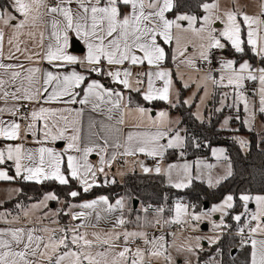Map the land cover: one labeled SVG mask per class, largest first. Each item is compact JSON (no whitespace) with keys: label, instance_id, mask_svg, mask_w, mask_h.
Returning <instances> with one entry per match:
<instances>
[{"label":"snow or ice","instance_id":"obj_1","mask_svg":"<svg viewBox=\"0 0 264 264\" xmlns=\"http://www.w3.org/2000/svg\"><path fill=\"white\" fill-rule=\"evenodd\" d=\"M177 7V0H11V8L18 16L7 8L0 10V24L12 29L5 54V33L0 27V100L6 105L9 99L36 104H79L90 106L91 111L105 115L109 121L115 118V125L102 124L100 131L95 133L96 139L87 142L82 139L78 127L79 109H33L30 114L19 117L29 121L23 135L17 120L0 119V140L19 141L29 134L35 138L37 131H42V137L35 139V143L40 145L35 150L14 143L0 147V166L11 161L15 170V176L0 170V181L22 178L38 185L54 182L61 186H69L75 181L79 190L69 187L66 193L67 197L75 200L81 192L88 193L94 187L102 186L98 179L100 175L105 177L103 184H115L114 178L108 179L106 169H110L120 156L137 154L156 161L154 168L146 166L142 160L136 162L145 174L154 172L166 176L168 185L178 190L189 188L193 180L201 179L205 170L209 187H215L222 179L230 177L231 163L227 165L226 174L213 182L211 170L217 165L204 160H196L194 164L187 162L185 138L179 130L168 127V113L160 111L154 119L149 109L139 103L134 105L131 93L139 94L143 101L149 103L162 101L173 108L181 103L191 107V98L180 100L173 81L174 74L165 67L168 59L166 46L173 47L172 60L176 62L178 78L184 81L183 87L189 88L194 84L197 91L203 89L204 97L209 95V84L214 88L231 89V93L223 92L222 107L217 111L223 110L231 95L233 104L230 107L243 105L248 113L244 123L251 130L256 110L250 103L246 87L249 83L252 85L251 95L259 98L258 111L264 113V0H260L255 14L244 12L237 0H233L232 7L225 9H221L220 0H201L202 15L179 12L175 10ZM24 36L29 40L22 39ZM73 37L85 45V56L70 54L69 43ZM229 45L238 54L246 55L250 51L253 57L259 58V62L252 63L251 58L223 59L217 78L210 67L212 53ZM20 56L37 64L46 61L56 71L49 70L38 76L40 68L28 67L24 74L15 70L23 69V64L3 62L5 59L19 60ZM198 62L208 65V70L198 80L191 77L185 80L180 67L183 65L200 72L202 68ZM76 65L85 68L87 75L77 71ZM69 66H72L70 71L60 73V69ZM142 66H146V70L133 71ZM92 74L110 78L111 83L119 88L108 87L99 79H90ZM13 86L15 91H9ZM18 111L15 105L0 108V117L5 112L15 116ZM131 115L138 120L136 127L147 122L157 131L129 133L121 141L118 126L124 125ZM195 115L197 120L202 119L199 112ZM39 122H42L41 129L37 128ZM227 124L225 119L224 125ZM89 127H95V123ZM101 132L105 134L101 135ZM61 140L66 142L62 151L47 146ZM239 144L245 148L247 142L240 139ZM195 147L199 148L200 144L196 142ZM170 149L179 150L178 156L183 162L169 163L162 168L161 163ZM93 153L99 156L97 164L89 160ZM211 155L218 162L228 160L223 148H212ZM50 201L63 207L49 209ZM238 201L243 211L232 217L238 225L242 216L249 215V203L254 201L256 205L255 212L249 215L247 224L239 227L238 232L242 237L241 246H251L250 264H264V239L256 238L257 234L264 236V195L240 194ZM236 202L237 197L228 194L210 212L198 213L194 206L177 200L174 209H169L173 213L171 216L165 217V208L158 207L153 210L154 222H146L160 229L176 225L182 234L184 231L196 232L198 223L209 219L214 232H219L228 227L223 217L237 206ZM15 207L19 210L15 215L7 210L0 212V223L19 225L0 228V264H150L152 258H162L164 264H175L170 249L188 253L198 261V250H203L201 239H207L210 245L219 240V235L189 236L177 243L180 239L177 232H162L150 237L145 231H129L124 227L127 221L123 198L112 203L107 196H100L90 202L76 204L61 200L55 192H46L30 206L17 203ZM143 211L147 214L149 208L144 207ZM214 213L221 214L219 223L210 220ZM64 217H68L70 222L62 224ZM92 218L96 223H91ZM22 220L27 223L22 224ZM101 220L114 223L110 229L89 234L87 229L98 228ZM245 228L248 229L246 238ZM166 235L171 236V241ZM137 241H141L143 247ZM185 264H191V260L186 258ZM209 264L216 262L211 260Z\"/></svg>","mask_w":264,"mask_h":264},{"label":"trees","instance_id":"obj_2","mask_svg":"<svg viewBox=\"0 0 264 264\" xmlns=\"http://www.w3.org/2000/svg\"><path fill=\"white\" fill-rule=\"evenodd\" d=\"M213 0H208L212 2ZM178 7L176 11L189 13L193 15H201L202 10L199 5L201 0H177ZM8 6L7 0H0V7L6 8ZM172 14L169 13V16ZM168 59L170 58V49L166 47ZM226 52L239 60L250 59V62L256 63V57L249 51L247 54L235 53L229 46ZM167 59V60H168ZM259 62V61H258ZM105 82V81H104ZM108 87L116 88L113 84L105 82ZM185 89H181V101L184 96ZM134 105L139 103L143 107L152 109L164 108L171 114H177L180 118L178 127L183 130L186 141L185 149L186 158L194 159L200 157H209L210 150L213 146L223 145L226 150L228 162L232 166V175L224 179L215 188H208L202 182L193 180L192 185L183 190H178L166 184L162 175L156 174H140L128 173L124 177L122 183L116 181L115 184H103L100 187H94L88 193L81 192V195L75 200L67 197L66 193L69 187L73 190H79V186L75 181H72L69 186H61L54 182H46L42 185L35 183H22L21 192L15 201L6 202L3 208L14 210L15 203L22 201L24 204L37 201L42 198L46 192H55L59 195L61 200H69L71 202H80L82 200L95 199L100 196H107L110 201L122 197L125 200L126 208L124 211L125 217L128 219L130 225H139L144 221H148L151 213L158 207H164V216H171L173 213L169 209H174L177 200L192 202L196 205V211H203L204 205L207 203L208 207L215 202H219L227 194H233L237 197V206L230 210L227 217L228 227L220 236L216 244L208 247L202 251L198 257L199 260L195 264H209L214 260L216 264H249L250 263V247L237 246L240 238L230 234L236 231L237 226L232 221L231 215L233 212L241 208V202L238 201L240 194L264 195V114H258L261 123V130L257 133L254 131H246L242 123L241 110L238 111V120L230 119V124L236 126L239 133H248L247 148L243 151L237 142L232 139H226L225 132L219 128V123L223 116L232 112V108H223L222 111L214 112L209 120L198 121L192 113V108L184 104H177L175 108L160 101H153L151 103L143 101L137 93H131ZM218 96H214L213 103H216ZM198 142L200 147H195ZM179 150H168L164 157L165 162H173L179 159ZM136 200L142 207L151 205L153 210L144 213L133 208V201ZM208 209V208H207ZM145 219H141V217ZM139 217V219H137ZM67 220L64 217L62 221Z\"/></svg>","mask_w":264,"mask_h":264},{"label":"crops","instance_id":"obj_3","mask_svg":"<svg viewBox=\"0 0 264 264\" xmlns=\"http://www.w3.org/2000/svg\"><path fill=\"white\" fill-rule=\"evenodd\" d=\"M7 2H8V6L6 8L9 11H12L14 15H17L18 16V13H15L14 10L11 8V0H7ZM3 9L4 8H1L0 7V10H3ZM0 27H3V25L0 24ZM3 30H4V33H5L4 51H5V54H7V51H8V48H9V45L7 44V40L9 38V35L12 32V29L11 28H7V27H3ZM22 39L29 40V38L27 36L22 37ZM45 42H47V41H45ZM31 46H32L31 45V41H29V47H31ZM166 47H168L170 49V58L168 60L166 59V61H165V67H167L169 70H171L172 72H174L175 67L173 66L174 64H173V60H172L171 47H169V46H166ZM69 52H70V54L76 55L77 57H83V56L86 55L87 49H86V47H85V45L83 44L82 41H80V40L76 39L75 37H73L70 40V43H69ZM225 52H226V49H225ZM17 55H20V54L17 53ZM258 61H259V58L256 57V63H258ZM3 62L6 63V64L7 63H11V64H23L24 65V68L23 69H19L18 68V69H15V70L16 71H21L24 74H26L25 70L28 67H38V68H40L41 69V72L37 74L38 76H41L42 73H44L46 71H49V70L56 71L55 69H52L51 66L49 64H47L46 61H41L40 63L37 64V63H33V62H30V61L26 60L24 58V56H20V59L19 60H15V59H13V60H7V59H5ZM71 67L72 66H69V68L60 69L59 71H60L61 74H63V73H66V72L70 71L71 70ZM75 68H76L77 71H79V72L87 75V72H86L85 68L81 67L80 65H76ZM143 70H146V66L136 67V68L133 69V71H135V72H139V71H143ZM207 70L208 69H206L205 71H207ZM90 79H99L103 83L108 82L109 84H112L111 81H110V78H107V77H96L95 74H92L90 76ZM174 81L179 86V96H180V99H181V89L183 88V89L186 90V88L182 87L180 85V83L177 82L176 80H174ZM17 84H19V81H17ZM114 86L116 88H119V86H117V85H114ZM9 91H15V86L11 87L9 89ZM46 95H47V93H45V96ZM184 95H185V93H184ZM214 96H217V94H215ZM214 96H213V100H214ZM183 97H182V101H183ZM160 102H162V101H160ZM19 103H27L28 104V106H29V114H30V112L33 109H38L39 107L51 108V109H56V110H62L65 107H70V108H73V109H79V110H81V115L77 119H78V127H80V129H81L82 139L85 142H87L89 139H92V140H95L96 139L95 133H97V132L100 131V126L102 124L103 125H115V118L113 120L109 121V120H107V118H106L105 115H102V114H100L98 112L91 111L90 106H81L79 104H76V105H66L64 103H43V102L40 103V104H36V103H29L27 101H14L12 99H9L7 101V105L5 104V102L3 100H0V108L12 107L14 105L16 107H18V104ZM145 108L146 109H149L150 111L155 110L156 112H155V114H153L154 116L157 115V112L159 110H165L168 113L169 116L177 115V114H171L167 109H164V108H157V109H152V108H149V107H145ZM73 115H75V114L73 113ZM0 119H4L5 121L16 120V119L12 118V116L9 115L7 112H5L3 114V116L0 117ZM179 120H180V118L178 119L177 129L176 130H179L180 133H181V135L184 137L183 130L178 127ZM28 123H29V121L27 120V125H28ZM92 123H95V127L90 128L89 126ZM137 123H138V120L135 117V115H131V116H128L126 118V123L124 125H119L118 126L120 128V130H121L120 131V139H121V141L125 140L126 137H127V135L129 133H133V134H144V133H154V132L157 131V129L155 127H152L147 122H145L144 124H142L140 127H136L135 126ZM27 125H26V127H23L21 125V127H22V135H23V129L27 128ZM168 127L172 128L171 124H169ZM37 128L38 129H41L42 128V122H39L37 124ZM258 130H261V123H260V129H258ZM252 131L257 132L256 130H252ZM100 134L101 135H104L105 133L101 132ZM41 137H42V131H37V136L35 138L31 134H29L26 138H23V139H21L19 141L10 142V141L0 140V147H3L4 145H6L8 143H14V144H23V146H24L25 149L35 150L36 148L40 147L39 144L35 143V139L41 138ZM162 142H166V141H162ZM47 146L54 147L57 151H62L64 149V147L66 146V142L65 141H62V140L61 141H56L55 144H48ZM246 148H247V144H246L245 150H246ZM110 151H112V150L110 149ZM89 160L93 164H97L98 161H99V156H97L95 153H93L89 157ZM117 160L124 161V165L118 164L116 161H114L113 164H112V167L110 169H106V171L108 172V179L109 180H111V179L114 178L119 183H122V181L124 180V177L128 173L136 172V173H140V174H145L140 169V167L138 166V164L136 163L137 161H141L142 160L145 163V165L148 166V167H150V168H153L154 165L156 164V161H154L150 157L144 156L143 154H137L136 156H132L131 159H129V157L120 156V157L117 158ZM125 161H127V163ZM164 163H167V162H165L163 160V162L161 164H164ZM117 168L120 169V172L122 173V175H121L122 177H121V180L120 181L117 180V178L115 176V169H117ZM137 169H138V171H137ZM0 170H6V171H8V174L10 176H15L14 165L12 164L11 161H9L5 166H0ZM139 171H141V172H139ZM148 174H155V173L152 172V173H148ZM98 179H99L100 182H103L104 179H105V177L103 175H100L98 177ZM22 183H34V182H26L22 178H16L15 180H12V181H0V190L1 191H7V193H9L8 196H4L1 199V201H0V202H3L2 203V206H0V212H4L5 210H7V211L13 213V215H15L19 211L18 209H15V211H14V210H10V209L3 208V205L6 202L15 201V200L18 199L19 194L21 192V185H22ZM14 190H19V191L17 192V191H14ZM98 198H95V199H98ZM119 198H122V197H119ZM91 200H93V199L82 200V201H80L78 203H76V202H72V203L79 204V203H83V202H90ZM115 200L114 201H110V202L115 203ZM37 201L28 202L24 206H30L32 203H35ZM17 203H20L22 205L24 204L22 201L16 202L15 204H17ZM52 206H53L52 204L49 205L50 209H54L55 208V207L52 208ZM62 207H63V205L62 204H59L58 206H56L55 209H59V208H62ZM144 207L140 206L139 204L137 205V208L141 211L142 215L145 213L143 211V208ZM74 210H79V209H74ZM152 215H154V213H151V216ZM124 217H125V215H124ZM30 218H32V217H30ZM9 219H11V216L9 217ZM125 219L127 221V223L125 224L127 226V228H142V227H149V226H151V224L148 225V226H144L143 223L142 224H139V225H130V224H128L129 223L128 219L126 217H125ZM69 222L70 221H69V218L68 217H67V220H65V221H62L61 220V223L62 224H67ZM23 223H27V221L26 220H22V224ZM91 223H96V221H95L94 218L91 219ZM113 223H114V221L101 220L100 223H99L98 228H96V229H100V230L110 229ZM16 226H19V225H8V224L0 223V228L16 227ZM88 229H93V228L89 227ZM238 229L239 228H237L235 232H238ZM127 230H129V231H136V230H130V229H127ZM177 234H181V233H177ZM182 234H184V233H182ZM256 238L257 239H264V236L257 234ZM136 243H139V245L143 247L141 241H137ZM239 245H241L240 242H239ZM249 247H250V254H251V246L249 245Z\"/></svg>","mask_w":264,"mask_h":264},{"label":"rangeland","instance_id":"obj_4","mask_svg":"<svg viewBox=\"0 0 264 264\" xmlns=\"http://www.w3.org/2000/svg\"><path fill=\"white\" fill-rule=\"evenodd\" d=\"M212 2H215V0H213ZM237 2L239 4V6L242 8V10L244 12H247L248 14H255L259 10L260 0H237ZM220 5H221V9L230 8L233 5V0H220ZM229 47H230V45H229ZM225 49H223V50H214L213 53H212L213 61H212V65L210 67L213 70L212 74L215 75L217 78L219 77L218 69H219L220 62H222L223 59H229V58L230 59H234V57L230 56L229 54H227L225 52ZM173 51H174V48L171 47V54L173 53ZM189 51H192V49H189ZM198 63L201 64L200 62H198ZM173 64H174L173 66L175 67V70L173 72L174 73L173 81L176 80L183 87V82L184 81H182V80H180L178 78L176 62L173 61ZM203 65L208 69V67H209L208 65H206V64H203ZM180 72H183L184 73L185 80H187L189 77H191L192 79L198 80L199 77L200 76H203L206 71L205 70H201L200 72H195V71H193V70H191V69H189V68H187V67H185V66L182 65L180 67ZM174 85H175L176 90L179 91V86L175 83V81H174ZM246 87L249 89L248 95L250 97V103H251V105L256 110V117H255V120L252 122L251 130H249V126L244 123V121L246 119H248V113H246L244 111L242 104H239L236 107H231L232 108V112L226 113L223 116V118L221 119L220 123H219V128L225 132L226 139H229V138L234 139L239 146H240V144H239V140L240 139H243V140H245L248 143V133L247 132L246 133L236 132L237 131V128H236V126L230 124V119L233 118L235 120H238L239 116H238L237 113H238V111L240 109L241 110L242 123H243L246 131L256 130L257 133H258L260 131V130H258V129H260V120L258 118V114H264V113H260L258 111V104H259V98H258V96L253 97L251 95V87H252L251 83H249L248 85H246ZM185 91L186 92H185V95L183 97V100H188V99L191 98V101H192V104L191 105H193V108H192L193 116L196 118V115L195 114L197 112H199L200 116L202 117V119L201 120H198V121L209 120V118L212 116V114L214 112H218L217 109H219V108L222 107L220 101L222 99L223 92L228 91V92L231 93V89L214 88L210 84H209V87H208L209 95L207 97H204L203 89H201L200 91H197L196 85H194V84L191 87L186 88ZM215 94H217L218 97H217L216 103H213V96ZM201 98H203V103H201ZM232 104H233V98L230 95L229 99L225 102V105L223 106V108H226V107L227 108H230V105H232ZM186 106H188V105H186ZM160 111H165V110H159L157 112V115H155V116L153 115L156 112L155 110H152L150 112L153 115V118L155 119L158 116V114H159ZM168 118H169L170 124L172 126V129L173 130H176L177 129V122H178L179 117L177 115H174V116H169L168 115ZM225 119L228 120V124L226 126L224 125ZM212 148H223V149H225V147L223 145H216V146H213ZM240 148H241V146H240ZM241 149L243 151H245V148H241ZM225 155H226V150H225ZM185 159L187 160V162L193 163V164H194V162L196 160H204L206 163H210V164L217 165V167H215V168H213L211 170V175L213 177V182H215V179L217 177H222V176H224L226 174L227 165L229 163L228 160H223V159L218 162L211 155V150H210L209 157H200V158H194V159H188V158L185 157ZM177 162H181L182 163L183 160H181L179 158L176 161L167 162V163L161 164V167L163 168V167H166V165L169 164V163H177ZM137 171H138V169H137ZM139 172H141V171H139ZM115 176H116L117 180H119V181L121 180V177L122 176H121L120 169H118V168L115 169ZM164 179H166L165 182H166V184H168L167 177L166 176H164ZM223 180L224 179H222L221 182ZM195 181L202 182L204 185H206L210 189L215 188L217 186V185L215 187H209L208 186V173H207V170H205V174L201 177V179L195 180ZM8 195H9V193H7V191H1L0 190V201H1V199L4 196H8ZM222 200H220L219 202L212 203L208 207V209H206V210H203V211H201V210L196 211L195 210V211L198 212V213L199 212H210L211 211V208L214 205L221 203ZM25 204H27V203H25ZM25 204H23V205H25ZM51 204L53 205L52 208H54V207L56 208V206L59 205V203H57L55 201H50L49 202V205H51ZM49 209H50V207H49ZM255 210H256V205H255L254 201L253 202H250L249 205H248V213H249V215L252 212H255ZM242 211H243V208L241 206V208L238 211L233 212L231 216L233 217L236 214L241 213ZM249 215L242 216L241 223L239 225L237 224V222L232 217H231V219L236 224L237 228H239V227L244 226L247 223V221L249 219ZM143 216L141 217L142 220L145 219V217H143ZM227 217L228 216L223 217L225 224H227ZM220 219H221V214L220 213H214V214H212V216L210 218L211 221H215L216 223H219L220 222ZM148 221L154 222V215L150 216V218L148 219ZM142 223L144 224V226L150 225L146 221H144ZM253 223H255V222H253ZM202 224H207L208 229H207L206 232H203L201 230V225ZM199 226L200 227H197L198 228L197 233L177 234L180 237V239L177 241V243H181L183 241L184 237H189V236L190 237H196V236H200V237H213V236L219 235V239H220V236L227 229V228H224V229L220 230L219 232H214V230H213V224L209 221V219H205V220L199 222ZM149 227H152V226H149ZM87 231L89 232V234H91L92 231H102V230H100V229H87ZM212 245L213 244H211V245L209 244V241L207 239H201V246H202V249H203L202 251H204L205 249H207L208 247H210ZM237 246H239V243L236 244V247ZM170 251H171L172 256L175 259V264H185V259L186 258H188V259L191 260V264H195V261H196L197 257L190 256V254H188V253H178V252L175 251V249H170ZM202 251L198 250V255ZM150 264H164V262H163L162 258H160V259L152 258Z\"/></svg>","mask_w":264,"mask_h":264},{"label":"built area","instance_id":"obj_5","mask_svg":"<svg viewBox=\"0 0 264 264\" xmlns=\"http://www.w3.org/2000/svg\"><path fill=\"white\" fill-rule=\"evenodd\" d=\"M198 66H200L201 68H202V70H206L207 68L204 66V65H202V64H199L198 63ZM18 109H19V111L16 113V115L15 116H12V118H14V119H16L23 127H26V125H27V120H21V119H19V117L21 116V115H28L29 114V106H28V104L27 103H19L18 104V107H17ZM132 157H129V159H131ZM116 162L118 163V164H121V165H124V161H120V160H116ZM183 203H185V204H187V205H189V206H194V208H195V210H196V205L194 204V203H192V202H186V201H182ZM145 207H148L149 208V211L148 212H151L152 210H153V207L151 206V205H147V206H145ZM247 224V223H246ZM254 224V223H253ZM126 229H130V230H136V231H145V232H147L148 233V235L151 237L152 235H160L162 232H177V233H180V230H179V226H176V225H173V226H171L170 228H167L166 227V229H160L158 226L157 227H142V228H127V226L125 225L124 226ZM197 227H200L199 226V223H198V225H197ZM247 232H248V229L247 228H245V232H244V238H246L247 237ZM184 234H190V233H197V231L196 232H191V231H184L183 232ZM230 234H233V235H235V236H237V237H239L240 238V242H241V239H242V237H241V235L239 234V232H233V233H230ZM166 238L168 239V240H170L171 239V236L170 235H166ZM137 244H139V243H137ZM241 244V243H240Z\"/></svg>","mask_w":264,"mask_h":264},{"label":"water","instance_id":"obj_6","mask_svg":"<svg viewBox=\"0 0 264 264\" xmlns=\"http://www.w3.org/2000/svg\"><path fill=\"white\" fill-rule=\"evenodd\" d=\"M137 205H138V202H137L136 200H134V201H133V208L136 209V208H137ZM207 208H208V204L206 203V204L204 205V210H206ZM207 229H208L207 224H202V225H201V230H202L203 232H206Z\"/></svg>","mask_w":264,"mask_h":264}]
</instances>
